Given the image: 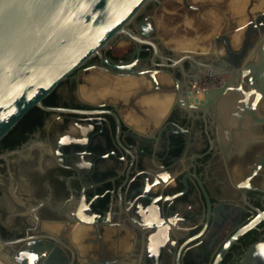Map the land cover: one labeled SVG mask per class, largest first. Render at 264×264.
<instances>
[{"label": "water", "instance_id": "1", "mask_svg": "<svg viewBox=\"0 0 264 264\" xmlns=\"http://www.w3.org/2000/svg\"><path fill=\"white\" fill-rule=\"evenodd\" d=\"M179 2L188 12L178 10ZM152 5L158 10L155 21L140 19ZM210 7H191L187 0H0V143L34 108L52 115L47 126L64 144L85 143L92 124L103 129L104 118L111 117L119 157L112 155L120 163L130 161L122 184L124 165L110 163L113 171L97 189L102 196L86 202L82 183L80 205L67 221L56 220L17 241L0 237V252L18 244V264H158L161 258L180 264L192 244H203L214 233L221 242L212 264H221L229 248L264 219L259 213L232 235L227 231L233 211L223 212L225 222H218V208L227 199L222 188L226 177L239 195L260 177L232 175L229 165L264 140V40L260 47L246 45L235 52L221 17L214 18L208 10L189 13ZM242 10L238 2L234 11ZM219 40L228 58L218 56ZM125 42L134 47L131 62L113 64L105 52ZM145 50L148 55L141 58ZM95 58L111 75L85 72L75 95L81 103L113 109L44 105ZM185 63L196 72L188 74ZM65 88L59 92L70 100ZM173 108L188 125L166 122ZM160 139L166 140L162 158L157 155ZM172 148L178 150L174 156L169 154ZM8 155L20 156L24 175L38 160L25 150L0 158ZM139 155L153 164L136 171L142 182L130 189L131 168ZM166 158L168 166L161 165ZM111 178H117L116 184ZM107 195L105 209L93 212L91 205ZM193 223L201 230L188 238Z\"/></svg>", "mask_w": 264, "mask_h": 264}, {"label": "flooded vegetation", "instance_id": "2", "mask_svg": "<svg viewBox=\"0 0 264 264\" xmlns=\"http://www.w3.org/2000/svg\"><path fill=\"white\" fill-rule=\"evenodd\" d=\"M161 1L166 4L171 0ZM187 1L188 5L196 8L214 6L202 11H189V13H201L208 10L213 12L212 16L214 18L218 19L221 17L225 25L224 29L228 43L235 52H239L246 45L260 47L263 44L264 0H248V5L245 7V0ZM238 2L243 4L241 12L234 11ZM179 3L178 10L188 12L186 7L181 2ZM261 5H263V8H260ZM157 11V6L152 5L140 19L151 17L155 21ZM197 18L204 19L200 15ZM221 34L214 36L211 40L212 43ZM118 45L113 44L105 52V56L111 58L113 64L125 65L130 63V54L133 52L134 47L126 42L122 47ZM218 45V56L228 58L229 55H226L221 40H219ZM113 49H116V51H113ZM208 52H201L200 54ZM165 53L168 55L166 50ZM147 55L148 52L146 50L140 53L141 58H145ZM236 56L239 57V54L236 53ZM103 67L100 60L95 58L80 70L79 75L75 73L68 81L60 85L58 87L60 106L65 107L64 105H67L66 108L84 110L96 108L113 109V106L107 104L90 105L81 103L75 95L79 88L78 80L82 81V76H84L85 72L104 70ZM225 67L227 66L222 65L223 69ZM184 68L188 74L196 72L188 63L184 64ZM105 73L111 75L107 71ZM177 76L180 77V74L177 73ZM225 77L226 81L223 86L228 80L227 76ZM188 84L190 86V82ZM63 85L66 86L65 90L70 94V100H66L63 96L64 93L61 94L59 92ZM169 111L166 122H174L182 128L189 124L186 120L180 119L179 111L176 108ZM51 116L50 114L44 120L41 127L36 122L23 124L0 143V156L13 151L25 150L27 154L33 153L38 157L32 170H29L26 175L21 171L19 155H8L5 158H0V237L5 241H17L28 235H33L36 233L35 229L53 225L52 223L56 220L60 222L67 221L71 210H77L80 205L82 183L86 185V202H89L94 196L103 195L97 189L105 184V180L102 181L101 179L112 173L113 168L110 163L124 165V178L120 181V184L123 183L126 170L130 166L129 159L127 163H120L112 155L113 152L116 154L114 149L117 147L114 143L115 122L111 117L112 121L108 117L104 118L106 121L103 129L91 123L93 131L88 134L85 143L64 144L56 140L53 130L47 126ZM63 125H66L65 120ZM123 130H128H126L125 125ZM261 131L264 132V126H262ZM171 139V146L176 147L177 143L173 141L174 137L171 136ZM128 143H131V141ZM157 144L160 149L157 153L158 158H162L165 155L166 140L160 139ZM177 151V149L172 148L169 152L170 156L176 155ZM84 152H86L85 155L82 154ZM80 162L85 165L80 166ZM168 162L169 158H166L160 164L168 166ZM147 164L152 165L153 163L147 157L139 155L137 163L135 162L131 168L128 181L130 189L140 186L142 181L137 176L136 171L142 170ZM103 167L106 168L105 171H102ZM229 171L232 175L240 173L241 178L247 177L252 173H257L260 176L250 182V189L244 190L243 195H239L233 189L231 179L228 176L226 177L222 188H224L227 199L218 208V222H225L223 212L227 210L233 211V216L228 220L229 227L227 231V233L232 235L254 219L257 214L264 213V140L248 150L242 158L234 159L229 165ZM111 179L112 181H109L116 184L117 178ZM108 201L109 195L98 200L96 204H92L93 212L99 213L98 209L100 206L105 209ZM191 227V230L186 233L188 238L199 234L201 230V227L194 223ZM220 238V236L216 237L214 233H211L203 244H192L182 254L180 264H212L219 249ZM260 244L262 246L257 248L255 257L252 259L248 258L250 251ZM205 247H211V250L208 251ZM18 248V244H14L12 247H5L0 252V261L5 264H18L17 261H14L16 258L18 259L16 255ZM158 264L176 263L170 260L165 261L161 258ZM221 264H264V219L257 224L254 230L243 234L229 248Z\"/></svg>", "mask_w": 264, "mask_h": 264}, {"label": "trees", "instance_id": "3", "mask_svg": "<svg viewBox=\"0 0 264 264\" xmlns=\"http://www.w3.org/2000/svg\"><path fill=\"white\" fill-rule=\"evenodd\" d=\"M59 103H60V96L58 94V89L55 90L47 99L44 100V105L49 106V107H58L60 106ZM64 106L67 107V105H64ZM76 108H79V107H76ZM49 115H50L49 113H46L38 108H34L30 110L25 115V117L18 123V125L8 134V136L12 135L20 126H22L25 123L36 122L39 127L43 126L44 120L47 119ZM108 119L112 121L110 117H108ZM103 192L104 191L102 190L101 193Z\"/></svg>", "mask_w": 264, "mask_h": 264}]
</instances>
